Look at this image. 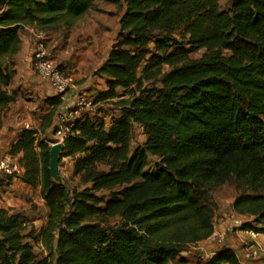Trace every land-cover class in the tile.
I'll use <instances>...</instances> for the list:
<instances>
[{"label": "trees", "instance_id": "obj_1", "mask_svg": "<svg viewBox=\"0 0 264 264\" xmlns=\"http://www.w3.org/2000/svg\"><path fill=\"white\" fill-rule=\"evenodd\" d=\"M97 1L0 0V128L15 100L7 87L23 31L71 27ZM124 1L118 39L96 70L107 87L94 99L116 101L120 114L108 128L78 119L60 154L78 157L73 173L91 187L71 194L51 175L47 132L63 100L49 97L39 131L22 129L9 147L22 181L40 185L47 256L36 259L23 215L0 208V264H170L214 234L210 192L230 180L240 190L234 211L260 225L240 229L264 233V0H231L228 8L220 0ZM151 80L161 85L145 87ZM118 88L133 92L119 99ZM135 123L147 139L130 153ZM150 154L159 158L153 171ZM99 162L109 170H96ZM203 264L241 263L223 247Z\"/></svg>", "mask_w": 264, "mask_h": 264}, {"label": "rangeland", "instance_id": "obj_2", "mask_svg": "<svg viewBox=\"0 0 264 264\" xmlns=\"http://www.w3.org/2000/svg\"><path fill=\"white\" fill-rule=\"evenodd\" d=\"M221 8H228L231 0H220ZM125 10L124 0H98L93 8L82 16L71 27H56L50 30H37V40L42 41L51 51V58L59 64L61 69L73 78V89L67 92L66 103L69 101L72 94H81L85 92L87 97L92 100V105L83 113L96 120L103 121L106 128L109 127L113 117L120 114V107L116 101L96 102L95 96L98 92L106 89L105 78L96 74V70L105 62L111 47L118 39L120 32V18ZM34 30V29H33ZM24 34H30L26 29ZM179 31L174 37L190 48L187 44V37L180 36ZM153 47V44H151ZM207 50L205 48L194 50L190 53L191 58H198ZM6 62V58H3ZM168 66H164V70H168ZM33 71V69H32ZM34 72V71H33ZM35 74V73H34ZM141 74V69L138 75ZM153 84L160 86V82L146 81L145 87H151ZM75 90V91H72ZM118 93L121 98H128L133 91L118 88ZM71 94V95H70ZM116 99V100H119ZM48 136V134H47ZM48 138H51L48 136ZM53 139V137H52ZM147 136L142 125L135 123L132 139L130 142V153L136 148L142 147L146 142ZM78 157H61L59 162V173L62 178V183L69 189L72 194L74 191H81L86 187H91V183H85L80 175H74V165ZM159 158L149 155V164L147 169L155 170V165ZM110 166L107 162H99L96 164V170H109ZM0 192H4L0 189ZM33 193H25L22 195V204L18 205V211L23 215V223L26 226L25 234H28L27 240L34 246L36 259L40 260L47 256V252L40 241L41 229L47 221L48 208L44 200L40 203L36 202ZM240 193L236 187L235 181L230 180L213 189L210 192V200L214 210V222H224L229 220L228 229L225 237L222 240L223 247L233 245L231 239L235 241L242 240V234L238 232L243 223H252L257 228L260 225L253 222L251 216H239L233 209L235 197ZM108 190L98 192L99 196H108ZM37 199L39 195L36 193ZM26 207V208H25ZM119 218H111L110 223H118ZM236 221L241 222L240 225ZM264 227V226H263ZM241 230V229H240ZM246 242V241H245ZM242 242L243 246H248ZM213 248L207 245L193 244L185 247L179 254L177 260L170 264H203L211 255ZM183 262V263H182Z\"/></svg>", "mask_w": 264, "mask_h": 264}, {"label": "crops", "instance_id": "obj_3", "mask_svg": "<svg viewBox=\"0 0 264 264\" xmlns=\"http://www.w3.org/2000/svg\"><path fill=\"white\" fill-rule=\"evenodd\" d=\"M30 33L22 36V45L19 53L15 56L13 79L7 87L10 93L15 94V100L10 103L4 110L2 115V125L0 128V153L9 149L10 144L15 140L22 129H33L39 131L40 123L45 114L50 110L45 100L54 96V92L50 86L41 82V80L32 71V53L36 44L37 30L26 28ZM36 31V32H34ZM39 31V30H38ZM75 98V94L71 95L70 102ZM67 104L63 102L58 111ZM57 111V112H58ZM49 137H53L51 129L47 132ZM0 208L9 210L12 213H18V205L22 204V195L25 193H34V199L38 203L43 201L40 192V185L30 186L24 183L21 177L10 178L0 177ZM38 194L39 197L35 194ZM26 208V207H25ZM229 220L215 224L214 234L206 239L198 242L200 245H207L214 250L211 256L221 248H223L222 240L228 229ZM242 234V240L235 241L231 239L233 245L225 247L233 249L241 264H264L262 260H255L250 257V248L255 243L264 244V233H260L256 238L244 230L238 229ZM222 238V239H220ZM246 241V242H245ZM242 242L248 246L244 247ZM210 256V257H211Z\"/></svg>", "mask_w": 264, "mask_h": 264}, {"label": "built area", "instance_id": "obj_4", "mask_svg": "<svg viewBox=\"0 0 264 264\" xmlns=\"http://www.w3.org/2000/svg\"><path fill=\"white\" fill-rule=\"evenodd\" d=\"M32 69L41 82L51 87L54 96L61 95L63 102H66V97L69 96V94L67 95L68 90L74 88L73 78L65 73L59 64H56L52 60L51 51L40 40L36 41L32 53ZM91 105L92 100L87 97L85 92L81 94L75 93L74 100L70 104H65L55 116L53 124V140L55 142L53 144L64 142L71 133L76 121L85 118L83 112ZM23 173L24 168L17 155H12L9 149L0 153V177L18 178ZM236 224L240 225L241 222L236 221ZM244 231L253 238H256L260 234L254 230ZM250 257L255 260L264 261V244L255 243L252 245Z\"/></svg>", "mask_w": 264, "mask_h": 264}, {"label": "water", "instance_id": "obj_5", "mask_svg": "<svg viewBox=\"0 0 264 264\" xmlns=\"http://www.w3.org/2000/svg\"><path fill=\"white\" fill-rule=\"evenodd\" d=\"M63 149V143H55L52 144L51 150H50V163L49 168L52 177L58 181L62 182L61 175L59 173V162H60V154Z\"/></svg>", "mask_w": 264, "mask_h": 264}]
</instances>
